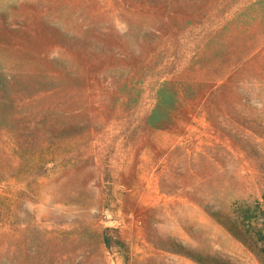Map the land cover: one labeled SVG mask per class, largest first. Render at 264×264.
I'll list each match as a JSON object with an SVG mask.
<instances>
[{
  "label": "rangeland",
  "instance_id": "obj_1",
  "mask_svg": "<svg viewBox=\"0 0 264 264\" xmlns=\"http://www.w3.org/2000/svg\"><path fill=\"white\" fill-rule=\"evenodd\" d=\"M259 205L264 0H0V264H264Z\"/></svg>",
  "mask_w": 264,
  "mask_h": 264
},
{
  "label": "trees",
  "instance_id": "obj_2",
  "mask_svg": "<svg viewBox=\"0 0 264 264\" xmlns=\"http://www.w3.org/2000/svg\"><path fill=\"white\" fill-rule=\"evenodd\" d=\"M256 210L258 211V214H254L250 209H247L240 217L248 223L251 229L249 233H252V239L255 244L261 246L259 250L264 252V227L259 228L257 224L259 222L258 220L260 215H262L264 219V209L261 205H259Z\"/></svg>",
  "mask_w": 264,
  "mask_h": 264
}]
</instances>
